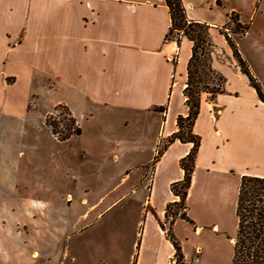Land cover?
Masks as SVG:
<instances>
[{
    "label": "crops",
    "instance_id": "obj_1",
    "mask_svg": "<svg viewBox=\"0 0 264 264\" xmlns=\"http://www.w3.org/2000/svg\"><path fill=\"white\" fill-rule=\"evenodd\" d=\"M263 1L182 0L190 21L211 27L215 47L212 66L226 79V93L213 101L203 95L194 125L202 144L187 200L194 197L200 210L191 215L187 209L193 224L178 217L172 225L184 257V242L196 237L204 236L210 249L219 239L233 247L236 233L228 232L222 214L213 205L207 208L205 201L234 198L237 203L242 176L264 177V103L240 71L224 35L216 30L228 26L231 16L248 25L255 11L263 9ZM170 27L165 0H0V117L23 118L31 111L29 100L40 97L37 88L42 87L63 96L45 119L62 104L79 126L86 120H98L122 121L129 127L95 129L91 145L80 151L81 158L92 157L101 167L110 160L123 166L122 158L137 155L140 145L147 153L145 161L122 167L119 184L129 185L128 189L97 212L93 223L90 218L99 203L91 204L84 195L79 199L83 208L78 213L67 209V216L61 220L45 209L54 206L50 190H42L40 197L19 198L31 207H40H24L14 218L21 224L23 213L33 223L32 229L28 222L27 233L32 229L38 239H51L45 241V249L54 248L60 238H65L70 242L68 257L77 262L71 241L86 235L92 224L112 212L113 205L133 197L140 202V209L135 212L137 229L132 251L123 264H175L174 246L161 225L167 226V205L179 200L171 185L183 179L180 161L193 144L176 141L155 165L153 160L158 147L178 130L177 118L188 114L183 92L192 43L185 36L179 44L176 38L167 39ZM230 75L242 87L241 92L232 89ZM161 108L164 112L159 111ZM11 130L21 134L14 128L8 129L7 135ZM84 135L82 131L80 136ZM9 144L4 152L25 157L21 139L19 145L16 141L13 146ZM11 158L13 155L4 158L6 171L11 165L15 170ZM69 175L77 179L75 173ZM104 200L105 196L99 198V202ZM183 226L191 236L179 231ZM41 243H35L32 258L39 257ZM15 249L19 262H24V248ZM204 252V246L197 244L190 255L192 263L206 264ZM8 255L9 248L0 237V256L7 259ZM102 262L109 264L108 260Z\"/></svg>",
    "mask_w": 264,
    "mask_h": 264
},
{
    "label": "rangeland",
    "instance_id": "obj_2",
    "mask_svg": "<svg viewBox=\"0 0 264 264\" xmlns=\"http://www.w3.org/2000/svg\"><path fill=\"white\" fill-rule=\"evenodd\" d=\"M247 26L248 32L245 35L231 34V36L238 47L239 53L248 64L252 75L264 92V1L263 9L255 11ZM235 27V25H231V28ZM225 28V26L217 28V33H224ZM214 52L215 47L212 49V55ZM229 79L232 89L241 92L242 87L233 79V76L230 75ZM214 82L217 85L219 79L216 77ZM37 89L40 92V97L29 100L31 111L26 113L23 118L14 120L0 117V237L9 248L8 258L4 259L0 256V264H101L105 260H108L109 264H123L132 251L131 247L135 241L137 229L135 212L140 209V202L133 197L119 205H113L111 207L112 212L105 214L101 220L95 222L94 225L92 224V228L89 229L86 235L81 238L76 237L71 241L77 253V262H73L68 257L70 242L67 239L60 238L54 248L47 250L44 245L45 241H51V239L45 237L42 240L38 239L37 235L32 232L33 223L29 218H24L23 213H21V220L23 219L21 224H18L14 218L18 210L22 211L24 207L30 208V210L40 208L24 204L19 198L24 196L40 197L42 190H50L49 195L54 196L50 198L53 199L54 206L45 209L53 211L57 220L67 216V209L73 208L75 213H78L83 208L79 199L84 195L88 197L91 204L99 203L97 211L90 218L91 223H93V216L97 212L109 207L118 195L128 189L129 185L122 186L119 184L120 175L123 173L122 167L127 166L126 164L129 162L134 164L145 161L147 156L140 145L137 155L132 158H129V156L122 158L123 166L110 160L105 164V167H101L92 157L81 158L80 151L83 147L91 145L90 139L95 129L110 127L123 130L129 127L124 126L122 121L86 120L80 126L85 134L83 137L74 136L71 141L61 142L45 125V114L63 96L61 93L53 95L49 89H43L42 87ZM54 116L57 121H61L63 114L62 112H54ZM64 127V121H62L60 128L63 130ZM14 128L17 131L21 130V134H14L11 130L12 132L10 131L7 135V130ZM20 139L21 144H23L21 149L25 151V157L19 158L16 155L17 152L16 154L14 152H11V154L4 152L6 144L10 143L13 146L14 141H16L19 145ZM96 148L100 151L103 150L98 144H96ZM16 149L13 148L15 151ZM9 155H13L11 162L14 164L15 170L11 165V170L6 171V160L4 158ZM71 173L76 174V180V177L71 179L69 175ZM103 196H105V200L99 202V198ZM196 203L194 197L189 201L186 199V207L190 210L191 215L200 210V205L198 207ZM206 204L207 208L213 205L214 210L222 214L230 234L236 233V199L206 200ZM13 210L16 211L13 213ZM7 212L12 213L7 215ZM28 222L32 228L30 233H27L25 228ZM166 224L167 230L169 222H166ZM4 225L7 230L3 229ZM179 231L183 235L191 236L190 230L185 226L179 227ZM223 235L226 236V234ZM204 238V236L196 237L195 240L190 239L184 242L185 255H187V257L185 256L186 263H192L190 255L197 244H201L205 248L202 257L206 264L232 263L233 247L227 241L219 239L217 243H213L215 247L210 249ZM36 242H42L39 250L40 255L38 258H36L37 255L32 258L31 255L35 251ZM77 243L78 246L76 247ZM15 247L24 248V262L20 263L15 256L18 251ZM48 254L51 255L47 256Z\"/></svg>",
    "mask_w": 264,
    "mask_h": 264
},
{
    "label": "trees",
    "instance_id": "obj_3",
    "mask_svg": "<svg viewBox=\"0 0 264 264\" xmlns=\"http://www.w3.org/2000/svg\"><path fill=\"white\" fill-rule=\"evenodd\" d=\"M165 3L171 18V27L166 38H176L179 44L181 36H185L192 43L191 57L187 65V82L183 92L188 114L177 118L178 130L164 141L163 146L158 147L153 165L172 143L179 141L193 144L189 154L180 161L181 169L184 171L183 179L171 185L172 193L179 200L168 204L166 209V220L169 222L166 235L175 249L173 261L175 264H193L185 262L181 243L172 233V225L178 217L193 224L187 215L186 199L202 144V138L194 133V125L200 114L203 95H207L208 100L213 101L219 95L226 93V79L212 66L214 45L211 42V27L206 23L190 21L182 0H165ZM231 25L236 27L231 28ZM224 30L225 32L221 34L224 35L232 50L240 71L247 77L250 86L264 103V92L231 36V34L245 35L248 32V26L239 23L237 17L231 16ZM216 77L219 79L217 85L214 82ZM159 111L164 112V108ZM54 112H62L61 121H57ZM54 112L46 117L45 125L58 140L67 142L72 137L81 135L82 130L67 106L60 104L55 107ZM62 121L65 126L63 130L60 128ZM236 218L237 230L231 264H264V177L242 176L236 203ZM161 227L166 230L164 224Z\"/></svg>",
    "mask_w": 264,
    "mask_h": 264
},
{
    "label": "bare ground",
    "instance_id": "obj_4",
    "mask_svg": "<svg viewBox=\"0 0 264 264\" xmlns=\"http://www.w3.org/2000/svg\"><path fill=\"white\" fill-rule=\"evenodd\" d=\"M36 256V255H35Z\"/></svg>",
    "mask_w": 264,
    "mask_h": 264
}]
</instances>
